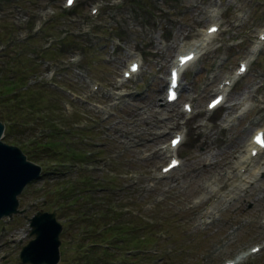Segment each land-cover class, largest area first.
I'll list each match as a JSON object with an SVG mask.
<instances>
[{
	"label": "rangeland",
	"instance_id": "374dc122",
	"mask_svg": "<svg viewBox=\"0 0 264 264\" xmlns=\"http://www.w3.org/2000/svg\"><path fill=\"white\" fill-rule=\"evenodd\" d=\"M97 2L100 10L92 15L91 7ZM210 5H216L211 18L218 19L222 29L200 57L188 66L184 79L191 87L188 94L195 97V106L202 109V113L190 120L189 130L177 148L182 165L167 177H159L160 165L166 157L154 149L170 136L160 132L164 128L176 130L179 124L175 123L178 117H170L168 104L159 105L165 97L168 67L181 38L197 39L200 28L210 21L206 16ZM0 15L8 27L13 26V37L17 35L22 41L28 39L32 27L35 30L45 26L46 30L42 27L37 30V40L28 47L29 57L38 62V72L32 78L39 77L44 86L51 89L52 101L62 98L65 114L80 113L76 119L81 121L78 125L89 133V137L80 142L88 141L87 148L104 151L96 158L98 174L109 169L118 172L120 179L115 181L112 195L120 204V217L134 224L123 234L124 240L144 234L134 232L140 231L138 227L142 221L157 219L161 223L164 220L157 230L169 227L168 232H161L158 255L148 254L140 261L130 260L123 264H223L225 258L238 251L264 244L261 220L264 152L255 161L261 165L259 173L255 174L253 165L246 180L231 182L251 130L264 124V43L261 53L251 61L249 71L236 79L228 99L216 109L218 111L212 114L205 108L223 73L233 72L238 59L245 55L252 41L258 39L264 24V0H78L68 11L63 7V0H0ZM63 35L66 36L64 43ZM10 37L11 34L8 39ZM48 43L58 51L51 58L43 55ZM16 47L12 49L13 55L22 48ZM73 52L80 54L77 61L72 60ZM135 56L142 58V69L117 86L114 78L121 76L122 69ZM48 69L53 70V74L47 75ZM52 79L64 87L65 95L55 86H49ZM93 81L101 85L92 93ZM36 84L33 88H37ZM118 87H123L124 92L119 93ZM70 88L81 98H72L66 92ZM159 88L161 92H157ZM25 91L22 89L21 93ZM7 97L0 95V117L8 106ZM26 98L29 99L28 93ZM88 99L102 102L105 109L92 105ZM177 105L181 110L182 101ZM45 107L42 105L40 111ZM56 107L50 112L56 126L71 125L61 116L64 115L62 105ZM237 107L242 110L240 115L235 117L231 127H226V115L233 114ZM178 116H182L181 111ZM36 127L26 130L25 136ZM83 134H68L73 140L71 144L86 148L78 144ZM17 138L22 140L24 136ZM41 182L37 180L31 185L21 206L35 199L34 203L43 200V196L37 199L40 194L35 192ZM120 182L122 190L117 189ZM215 187L223 189L225 194L213 206L209 204V216L213 219L205 226L201 223L202 208L213 197ZM126 200L130 203L123 204ZM80 205L89 208L84 198ZM152 207L153 211L148 213L147 209ZM39 208L46 209V206L40 204ZM33 212L30 208L26 213H17L14 221L1 219L0 251L10 252L0 259V264H14L13 258L18 251H12L14 244L21 232L25 233V237L20 238L22 243L30 238L29 231L23 229L28 224L25 214ZM76 232L66 231L64 235L70 240L76 237ZM127 235L130 238H126ZM129 244H134L133 239ZM65 247L70 251V246ZM171 247L173 251L166 255L164 251ZM68 256V263H71L75 254ZM239 264H264V246Z\"/></svg>",
	"mask_w": 264,
	"mask_h": 264
},
{
	"label": "water",
	"instance_id": "95a60500",
	"mask_svg": "<svg viewBox=\"0 0 264 264\" xmlns=\"http://www.w3.org/2000/svg\"><path fill=\"white\" fill-rule=\"evenodd\" d=\"M3 125L0 122V133ZM40 173V166L27 160L17 146L0 140V217L17 211V194L26 182ZM36 238L32 239L22 251V261L34 264H54L59 259V234L62 225L54 213L39 212L32 219Z\"/></svg>",
	"mask_w": 264,
	"mask_h": 264
},
{
	"label": "trees",
	"instance_id": "16d2710c",
	"mask_svg": "<svg viewBox=\"0 0 264 264\" xmlns=\"http://www.w3.org/2000/svg\"><path fill=\"white\" fill-rule=\"evenodd\" d=\"M55 141H57V140H55ZM56 143L57 142H55V144ZM76 157L79 158V159H82V160L86 158V156L83 153H77ZM83 182H85L87 185L83 186L82 185ZM91 182H92V180H89L88 182H86L84 180H77V181L74 182V184H71V182H70V184L65 187V190H66L65 196L67 198H69V199H77L78 198L77 189L78 188H82V187L83 188L89 187V186L91 187ZM59 191H61V190L57 189V192H59ZM61 193H62V196H63V192L62 191H61ZM86 194H88V195L91 194V189H90V192H88ZM95 199H97V198H95ZM106 221L108 222V220H106ZM109 222H111V221H109ZM111 225H112V223H111ZM111 225L110 226H105V228H106L105 234H107L110 231V229H112L111 231H120V232H125V231H127L129 229V226L123 225V224H121V222H117L116 225L114 226V228H112ZM94 245H96V244H94ZM94 245L89 250L88 255L85 257V259H86L85 261H89L90 263L95 262V256H96L97 251H98V249Z\"/></svg>",
	"mask_w": 264,
	"mask_h": 264
},
{
	"label": "bare ground",
	"instance_id": "6f19581e",
	"mask_svg": "<svg viewBox=\"0 0 264 264\" xmlns=\"http://www.w3.org/2000/svg\"><path fill=\"white\" fill-rule=\"evenodd\" d=\"M208 35V34H207ZM211 36V35H210ZM209 36V37H210ZM198 47V46H197ZM197 51L198 52H200V50L199 49H197ZM159 92H160V89H159ZM175 106V108H177V105H174ZM227 107H229V106H227ZM175 108H171L172 110H175V111H179L178 109H175ZM250 161V159H249V156H246L244 159H243V161H242V164H244L245 162H249Z\"/></svg>",
	"mask_w": 264,
	"mask_h": 264
},
{
	"label": "snow or ice",
	"instance_id": "6c2138e0",
	"mask_svg": "<svg viewBox=\"0 0 264 264\" xmlns=\"http://www.w3.org/2000/svg\"><path fill=\"white\" fill-rule=\"evenodd\" d=\"M68 2L71 3L72 0H68ZM212 30H214V28H213ZM187 59H189L188 56H185V57L182 58V60H187ZM133 67H135V65H133ZM215 102H216V101H213V104H215ZM173 143H176V140H173Z\"/></svg>",
	"mask_w": 264,
	"mask_h": 264
}]
</instances>
